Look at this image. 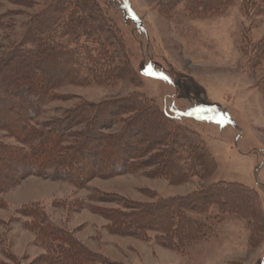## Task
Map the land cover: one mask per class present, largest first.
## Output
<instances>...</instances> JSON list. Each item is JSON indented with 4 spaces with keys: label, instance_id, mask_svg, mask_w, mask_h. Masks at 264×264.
I'll use <instances>...</instances> for the list:
<instances>
[{
    "label": "rangeland",
    "instance_id": "obj_1",
    "mask_svg": "<svg viewBox=\"0 0 264 264\" xmlns=\"http://www.w3.org/2000/svg\"><path fill=\"white\" fill-rule=\"evenodd\" d=\"M95 1L115 24L123 45L121 50L114 44V56L102 58L101 64L110 68L127 64L131 74L107 83L89 79L86 84H64L54 92L65 97L46 103L40 120L60 116L81 100L144 96L199 132L217 167L206 177L198 174L183 183L141 170L95 177L84 187L30 175L0 193V259L9 261L6 254L11 253L28 264L46 252L29 226L32 219L18 213L35 204L52 223L121 264H264V94L260 90L264 57L256 67L251 62L254 44L264 37V0H233L215 13L192 10L185 1ZM51 2L0 0V60L24 38L32 17ZM68 44L88 46L95 56L100 52V46L85 37ZM90 64L88 59L82 61L83 67ZM121 125L108 132L118 131ZM0 140L16 143L3 130ZM219 182L254 189L255 212L245 217L235 207L220 210L218 206L188 211L187 217L202 225V236L181 241V251L162 245L158 231L148 232L145 238L114 234L108 229L109 220L93 210L94 206L122 205L117 200H100L104 194L153 203ZM233 196L234 203L250 204L247 195Z\"/></svg>",
    "mask_w": 264,
    "mask_h": 264
},
{
    "label": "trees",
    "instance_id": "obj_2",
    "mask_svg": "<svg viewBox=\"0 0 264 264\" xmlns=\"http://www.w3.org/2000/svg\"><path fill=\"white\" fill-rule=\"evenodd\" d=\"M168 1H185L192 10L215 13L233 0ZM82 37L100 46L98 56L85 45L69 47V42L78 43ZM114 44L123 50L115 24L104 16L95 0H52L43 12L32 17L24 38L4 52L0 60V130L16 143L0 140V193L30 175L84 187L95 177L138 170L171 183H183L198 174L206 177L216 169L215 157L200 133L144 96L81 100L60 116L40 120L46 103L65 97L54 92L64 84L81 85L89 79L107 83L131 74L127 64L115 68L101 64L102 58L110 60L114 56ZM253 51L256 54L251 62L256 67L264 57V37L254 44ZM84 59L91 64L83 67ZM260 81L264 94V76ZM118 123H122L118 131L108 132ZM238 193L250 197V204L234 203L233 194ZM256 196L255 190L245 184L219 182L153 203L104 194L100 200H117L122 205L94 206L93 210L109 220L108 229L114 234L145 238L148 232L158 231L162 245L181 251V241H196L202 236V225L187 217L188 211L235 207L240 215L249 217L256 210ZM18 213L32 219L29 226L46 249L28 264H121L91 250L71 231L52 223L35 204ZM6 258L9 261L0 259V264H25L11 253Z\"/></svg>",
    "mask_w": 264,
    "mask_h": 264
}]
</instances>
